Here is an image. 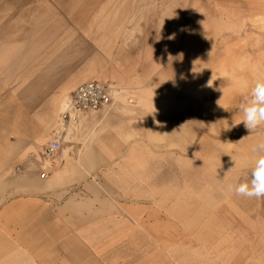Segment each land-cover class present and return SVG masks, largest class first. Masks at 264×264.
<instances>
[{
	"label": "crops",
	"instance_id": "1",
	"mask_svg": "<svg viewBox=\"0 0 264 264\" xmlns=\"http://www.w3.org/2000/svg\"><path fill=\"white\" fill-rule=\"evenodd\" d=\"M222 2L261 4L259 0ZM233 10L226 8L230 14ZM178 50L177 43L171 53ZM146 61L141 62L145 69L136 73L96 72L100 79L94 80L133 82L130 89L139 95L81 116L67 129L53 160L55 167L43 178L40 149L51 136L60 96L79 79L69 77L67 68L49 60L38 67L28 63L27 71L21 73L24 78L11 85L12 103L3 106L0 102V264H198L194 260L196 240L206 246L207 240L215 238L206 237L207 230H220L217 239L221 240L228 222L240 234L241 228H253L258 222L257 217L246 219L237 214L257 213L259 198H249L250 205H243L248 197L231 191L234 200L228 203L226 188L220 184L218 192L211 189L210 174L203 173L201 190L195 191L193 184V189L181 190L185 195L180 196L179 181L194 182L195 166L210 164V147L200 141L196 144V127L210 125L197 123L188 104L163 112L155 110L150 100L172 87L179 68L186 67L187 73L181 76L186 79L194 65L189 60H163L151 71L152 62ZM167 68L172 70L171 81L163 71ZM225 79L218 78L224 83ZM175 96L174 106L184 100ZM36 101L42 106L35 105ZM4 114L10 119L5 125ZM201 148L203 156H195ZM219 161L221 166L232 163L227 156ZM180 165L187 172L180 173ZM242 179V175L230 179L218 175L220 182L229 181L233 188ZM200 191L207 203L195 201ZM212 209L219 216H204L195 225L192 252L180 258L179 228L187 226L180 222L179 213H211ZM231 213L236 215L227 217ZM250 239L251 244H258L256 234ZM225 249L215 248L216 255H226L221 263L211 261L227 262ZM210 254L203 252V258L208 260Z\"/></svg>",
	"mask_w": 264,
	"mask_h": 264
},
{
	"label": "rangeland",
	"instance_id": "2",
	"mask_svg": "<svg viewBox=\"0 0 264 264\" xmlns=\"http://www.w3.org/2000/svg\"><path fill=\"white\" fill-rule=\"evenodd\" d=\"M219 1L222 2L0 0V83H4L0 84V102L3 106L12 103L11 85L20 82L21 73L27 71L28 63L38 67L46 61H56L68 69L69 77L82 82L100 79L96 77V72L107 69L136 73L137 69H145L144 63H141L145 60L146 63L152 62L151 71H155L163 60H189L194 65L189 68V77L182 79L187 69L179 68L178 82L175 80L171 88L151 96L150 100L157 106L155 110L163 112L183 109L188 104L194 110L197 123L202 124L204 121L205 125H210L196 127V144L200 141V145L205 143L210 147V164L195 166L194 182L179 181L180 196L185 195L181 190L186 192L193 189V184L195 191L201 190L202 176L210 174L211 189L217 191L221 184V188L227 190L228 203H231L234 200V197L231 198L233 195L230 196L231 183L220 182L218 175L226 174L229 179L230 176L234 178L235 175H242L243 183L250 182L252 161L257 156L254 148L264 143V126L252 131L247 129L240 123L243 113L239 108L256 79L264 76V52L261 51V55L253 51L255 48L264 50V0H259L260 5L246 3L235 6L223 2L220 4ZM229 7L234 9V13L226 11ZM177 43L178 52L171 53L172 46ZM145 48L162 52L143 53L141 50ZM163 71L169 73L168 81H171L172 70L167 68ZM222 76H227L225 83L218 80ZM114 84L126 88L132 99L139 95L130 89L134 86L131 81ZM68 92L58 100L57 115L51 130L56 125L60 103ZM175 94L184 99L176 106L172 105ZM39 103L36 101L35 105ZM6 116H3L4 125L10 120ZM205 135L210 140L206 141ZM195 156L202 157L203 148L196 150ZM224 156L232 163L219 165V159ZM186 168L180 165L179 172H187ZM201 193H197L195 201L207 203L208 198ZM219 199V196L216 197V201ZM212 201L213 198L211 204H215ZM243 205H250V199H244ZM213 210L211 213H179L180 222L187 226L179 228L180 258L186 259L188 252H192L190 241L194 240L193 233H197L195 225L204 216L218 215ZM229 215L236 214L231 213L227 217ZM237 215L245 216L246 219L248 216H253V219L257 217L258 222L253 228H241L242 234L230 227L228 222L222 230L221 240L217 239L220 230H207L205 236L215 238L207 240L209 244L206 246L196 240L195 262L219 264L211 259L221 263L226 255H216L215 248H226L228 261L222 264H264V237L261 236L264 232V197L259 198L257 213ZM254 234L258 244L250 243ZM195 237L197 239L196 234ZM203 249L208 254L212 251L208 260L203 258Z\"/></svg>",
	"mask_w": 264,
	"mask_h": 264
},
{
	"label": "built area",
	"instance_id": "3",
	"mask_svg": "<svg viewBox=\"0 0 264 264\" xmlns=\"http://www.w3.org/2000/svg\"><path fill=\"white\" fill-rule=\"evenodd\" d=\"M118 100L131 101L132 98L126 88L112 82L91 79L73 87L63 97L56 125L40 151L44 165L40 177H45L54 169L53 160L71 125L84 114L97 112Z\"/></svg>",
	"mask_w": 264,
	"mask_h": 264
},
{
	"label": "clouds",
	"instance_id": "4",
	"mask_svg": "<svg viewBox=\"0 0 264 264\" xmlns=\"http://www.w3.org/2000/svg\"><path fill=\"white\" fill-rule=\"evenodd\" d=\"M239 108L243 113L240 123L247 129L252 131L264 126V76L256 79L248 97ZM254 152L257 156L252 161L250 182L239 183L234 188L229 186V190L234 191L237 196L257 199L264 197V143L257 145Z\"/></svg>",
	"mask_w": 264,
	"mask_h": 264
}]
</instances>
